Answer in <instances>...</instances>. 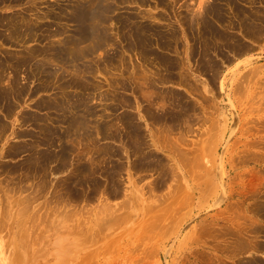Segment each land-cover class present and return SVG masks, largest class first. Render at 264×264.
I'll return each instance as SVG.
<instances>
[{"label": "rangeland", "instance_id": "rangeland-1", "mask_svg": "<svg viewBox=\"0 0 264 264\" xmlns=\"http://www.w3.org/2000/svg\"><path fill=\"white\" fill-rule=\"evenodd\" d=\"M217 1L224 7L226 19H231L233 10L221 0H0V16H23L25 26H32L11 43L0 37V95L11 91L8 101L0 100V264L264 262V37L253 43L254 51L222 63L220 75L211 79L214 73L204 70L201 57L197 58L199 51L192 58L187 49L201 46V33L197 36L202 32L200 15ZM81 2L87 9L103 5L111 11L103 15L99 30L97 25L87 24L95 32L78 45L85 53L79 59L75 53L80 49L76 52L60 42L65 37H80L79 24L72 17ZM239 4L244 11L251 10L250 0ZM217 28L229 29L219 24ZM131 30L136 31L135 38ZM51 46L75 61L58 67L51 55L41 54ZM43 59L50 61V70L59 69V78L43 74L46 71L39 69ZM168 61L179 68L172 71ZM65 81L74 85L65 86ZM76 100H84V105L74 109ZM57 102L63 106L55 108ZM40 103L44 107L39 108ZM150 104L160 109L158 113L148 114ZM160 113L181 120L168 117V125L162 121L157 125L155 114ZM79 114L83 124L72 126L70 119ZM130 118L137 123H129ZM135 124L146 143L154 142L150 150L143 151L145 156L135 150ZM102 155L109 157L102 162ZM140 158L146 159L143 164H155L142 167ZM79 167L86 168V174ZM187 170L197 171L199 176L194 178L195 173ZM84 176L87 178L78 182ZM139 188L145 193L142 202L134 196ZM122 212L131 216L123 219Z\"/></svg>", "mask_w": 264, "mask_h": 264}, {"label": "bare ground", "instance_id": "bare-ground-1", "mask_svg": "<svg viewBox=\"0 0 264 264\" xmlns=\"http://www.w3.org/2000/svg\"><path fill=\"white\" fill-rule=\"evenodd\" d=\"M103 1V0H102ZM114 1V3L115 2H117V0H113ZM161 1V0H160ZM203 1V0H202ZM205 1V0H204ZM221 1H223V2H225V4L226 5H228L229 7H230V9H232L233 10V15H232V17H231V19H226V15H225V11L223 12V9H224V7L222 8L221 6H220V4L218 3V1L216 2V3H210L209 5H207V7L205 8V10L202 12V14L200 15L201 16V21H202V32H199L198 34H197V36L200 34V36H199V38L201 37V41H202V43H200L201 44V46L199 47V49L198 50H196V49H194V48H192V50L190 49V48H188L187 50H188V55H190L192 58L194 57L195 58V56L197 55L196 54V52L197 51H199L198 52V55H197V58L198 57H201V60H200V58H199V60H200V62L203 64V66H204V70L207 72L208 70H210V72L212 71L214 74H212V77H211V79H216L215 78V76H217L218 74H219V72L220 71H222L221 70V64L222 63H224V62H227V61H229L231 58L233 59V58H235V56L237 55V56H240V55H244V54H246V53H250V52H252V51H254V48H255V46H254V44L253 43H257V40H261L260 38H262V37H264V16H263V5H264V0H250V9L251 10H246V11H244V9H242L241 7H240V0H221ZM98 2H99V0H98ZM82 3V7H80V8H78L73 14V17H72V21L74 22V23H77V24H79V26L77 25V31L80 33V37L76 40L75 38L74 39H72L73 37H70L69 36V38L68 37H65V39H61V42H60V44H62L63 45V47H65V46H67V48H70L71 50H75L76 52L78 51V49H80L79 51H80V53L78 54V53H75L76 55H77V57H79V59H81L82 57H84V55H85V53L83 52L84 50L82 49V47H78V45L80 46V44H82V43H84L85 41H87V39H89L90 37H92V36H94L93 34H94V32H95V30L93 29V28H89L88 27V23L90 22V25L92 26V23L93 24H95V25H97L98 27V30H99V26H101V23H103L102 21H104L103 19H104V17H103V15L104 14H106L105 12H110L111 11V8L110 7H107V6H105V7H103V5L101 6H97V7H95V8H93L92 10L91 9H87L86 8V6H85V4H84V2H81ZM96 3V2H95ZM104 4V3H103ZM96 5V4H95ZM261 5V6H260ZM126 7V6H125ZM113 8H115V7H113ZM263 10H262V9ZM229 12V11H228ZM63 13V12H62ZM208 14L210 15V16H212V18L214 19L213 21H212V19H211V17L210 16H208ZM227 14V13H226ZM18 15H20V14H18ZM17 15V16H18ZM24 15V14H23ZM237 15H239V17H240V20H237ZM21 16V15H20ZM110 16H111V14H110ZM23 16H21V19H17V17L16 16H14V15H11V16H0V31H2V35L0 36L1 37V39H2V41L3 42H12L13 41V38H18V37H20L21 36V34L23 33V32H30L31 31V28H32V26H25V22H24V20H23V18H22ZM71 17H70V19H71ZM161 17V16H160ZM25 18V17H24ZM126 18V17H125ZM233 18V19H232ZM187 19V18H186ZM191 19H192V17H191ZM186 21V20H185ZM189 21V20H188ZM27 22V21H26ZM225 22H227V24H225ZM191 23H192V21H191ZM194 23V22H193ZM185 24H186V22H185ZM189 24V23H188ZM217 24H219V26L220 25H225V26H228V28L231 30V31H229V29H226V30H221V29H218L217 28ZM27 25H29V24H27ZM190 25V24H189ZM105 26V25H104ZM35 27V26H34ZM189 26H187V28H188ZM192 27V26H191ZM38 28V27H37ZM200 28V27H199ZM4 30H8L7 31V33H6V35L3 33V31ZM97 30V29H96ZM235 30H238V32H235V33H233ZM35 31V30H34ZM54 31H56V30H54ZM58 31V30H57ZM132 31V30H131ZM199 31H201L200 29H199ZM33 32V31H32ZM152 32V31H151ZM53 33V32H52ZM132 33H133V35H134V37L133 38H135V33H136V31L134 30V31H132ZM154 33V32H153ZM194 33V32H193ZM53 34H56V32L55 33H53ZM59 33L57 32V35H58ZM61 35H62V33H60ZM59 34V35H60ZM106 34V33H105ZM195 34V33H194ZM193 34V35H194ZM51 35V34H50ZM49 35V36H50ZM56 35V36H57ZM68 35V34H67ZM99 35V34H98ZM132 35V36H133ZM138 35H139V32H138ZM137 35V37H139ZM3 36V37H2ZM30 36V35H29ZM52 36V35H51ZM54 37H55V35H53ZM101 36V35H100ZM163 36V35H162ZM197 36H194V38L196 37L197 38ZM105 37V36H104ZM193 38V39H194ZM195 38V39H196ZM100 39H101V37H100ZM136 39H138V38H136ZM194 39V40H195ZM101 42L103 41V40H100ZM108 41V40H107ZM136 41V40H135ZM196 41H197V39H196ZM199 41V40H198ZM128 42H129V40H128ZM151 42V41H150ZM115 43V42H114ZM194 43H196L195 41H194ZM59 44V43H58ZM137 44H138V42H137ZM197 45V44H196ZM213 46V47H212ZM192 47H194V46H192ZM196 47V46H195ZM198 47V46H197ZM46 50V49H45ZM174 51V50H173ZM176 51V50H175ZM41 54H44V56H45V54L47 55V54H49V56H50V58H51V62H56L57 63V65H58V67H60L59 65L60 64H64V65H67V66H71V64L73 63V61H75V59H73V57H70L68 54L66 55V53H64V51L63 50H59L56 46H51L50 47V49L49 50H47V51H44L43 52V50H42V53ZM163 54V53H162ZM145 55V54H144ZM48 55H47V58L49 57ZM161 56V55H160ZM241 57V56H240ZM163 58V62H165V57H162ZM173 58V57H172ZM85 59V58H84ZM191 60V59H190ZM16 61H25V60H16ZM167 61V60H166ZM176 61H178V60H176ZM15 62V61H14ZM41 62V61H40ZM39 62V63H40ZM50 63V61L49 60H46V59H43L42 60V62L39 64L40 65V67H39V69H42V71H46L45 73H43V74H46L47 75V77H53V78H55V79H57V78H59L58 77V72H59V69H55V71H52V70H50V66H48V64ZM196 62H198V59H196ZM17 63V62H16ZM20 64V63H19ZM25 64H26V62H25ZM51 64V63H50ZM198 64H200V63H198ZM202 64H200V65H202ZM2 65H3V61L2 60H0V66L2 67ZM36 65V64H35ZM34 65V66H35ZM178 64H175V63H173V62H170V61H168V64H167V66H168V68H170L172 71H175L176 70V66H177ZM264 65V64H263ZM202 66V67H203ZM257 66V65H256ZM255 66V67H256ZM19 67V66H18ZM36 67V66H35ZM37 67H38V64H37ZM75 67H76V65H75ZM166 67V66H165ZM201 67V68H202ZM223 67V66H222ZM51 68H52V66H51ZM167 68V67H166ZM166 68H164L165 69V71H167L166 70ZM167 68V69H168ZM177 68H179L178 66H177ZM259 68V67H258ZM53 69V68H52ZM61 69V68H60ZM78 69L79 68H76V72L78 71ZM182 69V68H181ZM184 69V68H183ZM223 69V68H222ZM255 69H257V68H255ZM254 69V70H255ZM202 70V69H201ZM250 70H252V69H250ZM254 70H252V72H253V74H255L256 72H257V70L254 72ZM2 71V70H1ZM41 71V70H40ZM170 71V70H169ZM171 71V72H172ZM249 71V70H248ZM247 71V72H248ZM264 71V70H263ZM62 72V71H61ZM68 72V71H67ZM246 72V73H247ZM250 72V71H249ZM3 73V72H2ZM41 74H42V72H40ZM170 73V72H169ZM207 73H209V72H207ZM245 73V74H246ZM77 74V73H76ZM163 74V73H162ZM177 74V73H176ZM182 74V73H181ZM2 74H0V79L2 78V76H1ZM45 75V76H46ZM78 75V74H77ZM85 75V74H84ZM83 75V76H84ZM220 75V74H219ZM218 75V76H219ZM161 76V75H160ZM170 76V75H169ZM209 76H211V75H209ZM255 75H253L252 77H254ZM80 77V76H79ZM164 77V76H163ZM185 77V76H184ZM187 77V76H186ZM44 78V77H43ZM46 78V77H45ZM63 78V77H62ZM62 78H60V80L62 79ZM146 78V77H145ZM157 78H160V77H157ZM166 78V77H165ZM170 78V77H169ZM183 78V77H182ZM47 79V78H46ZM45 79V80H46ZM49 79V78H48ZM47 79V80H48ZM70 79V78H69ZM162 79V78H161ZM243 79V78H242ZM246 79V78H245ZM75 80V79H74ZM144 80V79H143ZM54 81V80H53ZM149 81V80H148ZM158 81V80H157ZM252 81V80H251ZM52 82V81H51ZM71 81H65V83H64V85L65 86H71L72 84L70 83ZM73 82V81H72ZM150 82H151V80H150ZM159 82V81H158ZM186 82V81H185ZM47 83V82H46ZM53 83V82H52ZM56 83H58V81H56ZM165 83V82H164ZM76 84V83H75ZM150 85H152L151 83H149ZM183 84V83H182ZM60 85V84H59ZM58 85V86H59ZM74 85V84H73ZM72 85V86H73ZM150 85H148V86H150ZM154 85V84H153ZM191 85V84H190ZM237 85V84H236ZM242 84H240V86H241ZM186 86V85H185ZM75 87H76V85H75ZM79 87V86H78ZM151 87V86H150ZM153 87V86H152ZM156 87V86H155ZM237 87V86H236ZM63 88V87H62ZM77 88V87H76ZM82 88V87H81ZM239 88V87H238ZM85 89V88H84ZM155 89H157V88H155ZM154 89V90H155ZM57 90H59V89H57ZM63 90V89H62ZM239 90V89H238ZM237 90V91H238ZM4 91V90H3ZM6 91V90H5ZM4 91V93H5V96H1L0 97V100H7L8 98H10L11 96H9V94H11L10 92L11 91H8V92H5ZM63 91H65V89L63 90ZM158 91V90H157ZM236 91V92H237ZM239 91H241V90H239ZM201 92V91H200ZM199 92V93H200ZM243 92V91H242ZM3 93V92H2ZM4 93L2 94V95H4ZM59 93V92H58ZM80 93V92H79ZM202 93V92H201ZM260 93V92H259ZM159 94H161V93H159ZM264 94V93H263ZM13 95H15L14 94V92H13ZM24 95V94H23ZM59 95H60V93H59ZM62 95V94H61ZM158 95V94H157ZM164 95V94H163ZM162 95V96H163ZM73 96H75V95H73ZM150 96H152V94H150ZM149 96V97H150ZM252 96H254V95H252ZM263 96V95H262ZM62 97V96H61ZM153 97V96H152ZM241 97H242V94H241ZM80 98H82V97H80ZM181 98V97H180ZM69 99V98H68ZM73 98H72V96H71V100H72ZM77 99V98H76ZM160 99V98H159ZM163 99V98H162ZM208 99V98H207ZM55 100V99H54ZM62 100V99H61ZM164 100V99H163ZM162 100V101H163ZM260 100V99H259ZM264 100V99H263ZM8 101V100H7ZM11 101V100H10ZM84 101V100H83ZM83 101H81V100H76L75 101V104L72 106L74 109H78V108H80L81 106H83L84 104V102ZM156 101H157V99H156ZM160 101V100H159ZM67 102V101H66ZM150 102V101H149ZM9 103V102H8ZM58 103V102H57ZM56 103V105H55V108H57V107H59V105H61V106H63L61 103H58L57 104ZM155 103V102H154ZM209 103V102H208ZM208 103H206L207 105H208ZM66 104V103H65ZM69 103H67L66 105H68ZM157 104V103H156ZM160 104V103H159ZM169 104V103H168ZM178 104H179V100H178ZM181 104V103H180ZM12 105V104H11ZM70 105V104H69ZM72 105V104H71ZM70 105V106H71ZM152 105H154V104H150V105H148V106H146V107H150V108H147L148 109V114H149V112H150V114L151 115H153V112L154 111H156L157 113H158V110H160V109H158V110H155V109H157V108H155V109H153L154 108V106H152ZM158 105V104H157ZM162 105V104H161ZM160 105V106H161ZM171 105H172V103H171ZM214 105V104H213ZM13 106V105H12ZM60 106V107H61ZM69 106V107H70ZM174 106V105H173ZM38 107L39 108H42V107H44V105L43 104H41L40 103V105L38 104ZM45 107H47V103L45 104ZM67 107V106H66ZM68 107V108H69ZM85 107V106H84ZM153 107V108H152ZM162 108H163V106H161ZM178 107V106H177ZM181 107V106H180ZM251 108V107H250ZM255 108V107H254ZM67 109V108H66ZM70 109V108H69ZM72 109V108H71ZM84 109V108H83ZM173 109V108H172ZM61 110V109H60ZM80 110V109H79ZM154 110V111H153ZM174 110V109H173ZM177 110V109H176ZM183 110L185 111V112H187V108L185 107V108H183ZM253 110V109H252ZM257 110V109H256ZM68 111V110H67ZM81 111H83V110H81ZM163 111V110H162ZM168 111V110H167ZM170 111V110H169ZM168 111V112H169ZM247 111V110H246ZM145 112V111H144ZM147 112V111H146ZM164 112V111H163ZM165 112H166V110H165ZM164 112V113H165ZM172 112V111H171ZM175 112V111H174ZM178 112H179V110H178ZM177 112V113H178ZM184 112V113H185ZM188 112H189V110H188ZM253 112V111H252ZM69 113V112H68ZM79 113V112H78ZM155 113V112H154ZM162 114V113H160V114H155V116H157V117H155V119H156V121H157V125H158V122L159 121H162L161 123L163 124V123H165V125H168L166 122H165V120L166 119H168V117H167V115H165V114ZM170 113V112H169ZM182 113V112H181ZM81 114V113H80ZM80 114L78 115V117H76L75 119H74V116H73V118L72 119H70V121H71V125L73 126H75V124H80V125H82L83 123H82V120H81V116H80ZM86 114V113H85ZM89 114V113H88ZM125 114V113H124ZM147 114V113H146ZM172 114V113H171ZM174 114H176V113H174ZM179 114H180V112H179ZM185 114H187V113H185ZM59 115V114H58ZM77 114H75V116H76ZM87 115V114H86ZM85 115V116H86ZM181 115H184V114H181ZM188 115H190V114H188ZM199 115V114H198ZM148 116H150V115H148ZM186 116V115H185ZM172 117H174L175 118V120H177L178 118L181 120V118L180 117H178V116H173V114H172ZM172 117H169V118H172ZM198 117V116H197ZM264 117V116H263ZM36 118V117H35ZM125 118H127V117H125ZM153 118H154V116H153ZM201 118V117H200ZM41 119V118H40ZM131 120H130V122L129 121H127V122H129V123H137V122H135L132 118H130ZM149 119V118H148ZM151 119H152V117H151ZM190 119V118H189ZM197 119V118H196ZM210 119V118H209ZM37 120H39V119H37ZM68 120V118L67 119H65V121H67ZM76 120V121H75ZM84 120V119H83ZM87 120V119H86ZM119 120H121V119H119ZM123 120H125L124 118H123ZM174 120V121H175ZM186 120V119H185ZM188 120V119H187ZM195 120V119H194ZM199 120V119H198ZM201 120V119H200ZM47 121V120H46ZM51 121V120H50ZM60 121V120H59ZM118 121V120H117ZM155 121V120H154ZM156 121L154 122V123H156ZM168 121V120H167ZM174 121H172V122H174ZM183 121V120H182ZM38 122V121H37ZM61 122H62V120H61ZM84 122H85V120H84ZM120 122V121H119ZM171 122V121H170ZM180 122V121H179ZM214 122V121H213ZM66 123V122H65ZM121 123V122H120ZM123 123V122H122ZM121 123V124H122ZM125 123L126 122H124V124H123V126L125 125ZM153 123V122H152ZM175 123V122H174ZM181 123V122H180ZM194 123V122H193ZM130 124V125H131ZM160 124V123H159ZM161 124V125H162ZM172 124V123H171ZM182 124V123H181ZM187 124V123H186ZM189 124V123H188ZM187 124V125H188ZM192 124V123H191ZM190 124V125H191ZM116 125H118V124H116ZM120 125V124H119ZM139 125V124H138ZM176 125V123L174 124V125H172V126H175ZM179 125V124H178ZM200 125V124H199ZM204 125V124H203ZM52 126V125H51ZM70 126V125H69ZM114 126V125H113ZM113 126H111V127H113ZM129 126V125H128ZM132 126V125H131ZM135 128H136V130H137V133H138V135H137V138H138V142H136L137 143V149H135V150H137V152H140V154L141 155H143L142 153H143V151H145L146 149H149L150 150V148H152V146H154V142H152V144L150 143L149 144V142L148 143H146V140L145 139H142V136H143V134L141 133V129L135 124V125H133ZM141 126V125H140ZM155 126H156V124H155ZM181 126V125H180ZM77 127V126H76ZM81 127V126H80ZM117 127V126H116ZM115 127V128H116ZM122 127V126H121ZM168 127H170V124H169V126ZM252 127V126H251ZM69 129H70V127H68ZM72 128V127H71ZM78 128V127H77ZM83 128H84V126H83ZM129 129H130V131H133V130H131V128L130 127H128ZM127 128V129H128ZM135 128H133V129H135ZM139 128V129H138ZM162 128H167L166 126H162ZM171 128V127H170ZM173 129H174V127H172ZM216 128V127H215ZM45 128H43V130H44ZM74 129V128H73ZM72 129V130H73ZM113 129V128H112ZM117 129H118V127H117ZM125 129V128H124ZM157 129V128H156ZM177 129V128H176ZM233 129V128H232ZM237 129V128H236ZM262 129V128H261ZM78 130V129H77ZM80 130V129H79ZM103 130V129H102ZM111 130V129H110ZM115 130V129H114ZM163 130V129H162ZM165 130H168V129H165ZM183 130V129H182ZM216 130H217V128H216ZM215 130V131H216ZM231 130V129H230ZM46 131V130H45ZM54 131V130H53ZM51 129L49 130L48 129V131L47 132H49L50 134H54V132H53ZM81 131H82V129H81ZM112 131V130H111ZM129 131V130H128ZM127 131V133H129ZM157 131V130H156ZM156 131H154V132H156ZM181 131V130H180ZM67 132H68V130H67ZM84 132V131H83ZM86 132V131H85ZM100 132V131H99ZM98 132V133H99ZM103 132V131H102ZM112 132H114V131H112ZM119 132V131H118ZM135 132V131H134ZM154 132H152V133H154ZM167 132V131H166ZM175 132V131H174ZM192 132V131H191ZM197 132V131H196ZM79 133H81L80 131H79ZM79 133H77V134H79ZM115 133H117V131L115 132ZM120 133V132H119ZM136 133V132H135ZM150 133V132H149ZM163 133V131L161 132V134ZM182 133V132H181ZM188 133H189V130H188ZM230 133V132H229ZM232 133V132H231ZM43 134H44V132H43ZM52 134V135H53ZM59 134V133H58ZM87 134V133H86ZM85 134V135H86ZM103 134V133H102ZM109 134V133H108ZM112 134V133H111ZM110 134V135H111ZM126 134V133H125ZM142 134V135H141ZM151 134V133H150ZM160 134V135H161ZM167 134V133H166ZM179 134H180V132H179ZM67 135V134H66ZM69 135V134H68ZM80 135V134H79ZM83 135H84V133H83ZM133 135V134H132ZM153 135H155V134H153ZM213 135V134H212ZM64 136V135H63ZM87 136V135H86ZM115 136V135H114ZM60 137V136H59ZM69 137V136H68ZM91 137V136H90ZM110 137H112V139H113V136H110ZM109 137V138H110ZM116 137H117V135L115 136V138L114 139H116ZM119 137V136H118ZM131 137H133V136H131ZM161 137V136H160ZM166 137H168V136H166ZM55 138V137H54ZM53 138V139H54ZM61 138H63V137H61ZM104 138V137H103ZM102 138V139H103ZM106 138H108V136L106 135ZM124 138V137H123ZM181 138V137H180ZM51 139V138H50ZM159 139V138H158ZM162 139H163V137H162ZM166 139V138H165ZM179 139V138H178ZM213 139V138H212ZM36 140V139H35ZM55 140V139H54ZM57 140H59V139H57ZM62 140V142H63V139H61ZM82 140V139H81ZM94 140V139H93ZM127 140H128V138H127ZM149 140H150V138H149ZM167 140H169V139H167ZM31 141V140H30ZM45 141V140H44ZM50 141V140H49ZM53 140L51 139V142H52ZM85 141V140H84ZM129 141V140H128ZM134 141H135V139H134ZM180 141V140H179ZM187 141V140H186ZM48 142V141H47ZM131 142H132V139H131ZM163 142V141H162ZM167 142V141H166ZM228 142V141H227ZM45 143V142H44ZM67 143V142H66ZM82 143V142H81ZM110 144V143H109ZM133 144H134V142H133ZM146 144H148V145H146ZM46 145V144H45ZM51 145V144H50ZM66 145V144H65ZM64 145V146H65ZM32 146V145H31ZM39 146V145H38ZM48 146V145H47ZM59 146V145H58ZM63 146V145H62ZM106 146H108V145H106ZM135 146H136V144H135ZM34 147V146H33ZM66 147V146H65ZM112 147H113V145H112ZM166 147V146H165ZM176 147H178V146H176ZM206 147V146H205ZM208 147V146H207ZM22 148V147H21ZM49 148V147H48ZM52 148V147H51ZM59 149L61 148V147H58ZM64 148V147H63ZM88 148V147H87ZM86 148V149H87ZM91 148H92V146H91ZM97 148V147H96ZM101 148V147H100ZM105 148V147H104ZM111 148V147H110ZM109 148V149H110ZM116 148V147H115ZM114 148V149H115ZM174 148V147H173ZM24 149V148H23ZM29 149V148H28ZM46 149V148H45ZM62 149V148H61ZM69 149V148H68ZM113 149V148H112ZM111 149V150H112ZM180 149V148H179ZM206 149V148H205ZM22 150V149H21ZM63 150V149H62ZM62 150H61V152H62ZM89 150V149H88ZM97 150V149H96ZM102 150V149H101ZM105 150H106V148H105ZM116 150H117V148H116ZM175 150V149H174ZM31 151V150H30ZM44 151V150H43ZM47 151H51V150H47ZM46 151V152H47ZM64 151H66L65 149H64ZM63 151V152H64ZM72 151V150H71ZM98 151V150H97ZM107 151V150H106ZM118 151H119V149H118ZM117 151V152H118ZM179 151V150H178ZM206 151V150H205ZM56 152V151H55ZM58 152H60V151H58ZM104 152V151H103ZM54 153V152H53ZM88 153V152H87ZM102 153V152H101ZM106 153V152H105ZM105 153H104V155H105ZM113 153V152H112ZM41 154H42V152H41ZM48 154V153H47ZM46 154V155H47ZM66 154V153H65ZM71 154V153H70ZM69 154V155H70ZM79 154H80V152H79ZM91 154V153H90ZM107 154V153H106ZM110 154V153H109ZM117 154V153H116ZM119 154H120V151H119ZM139 154V155H140ZM148 154H150V153H148ZM188 154V153H187ZM43 155V154H42ZM45 155V156H46ZM63 155V154H62ZM67 155H68V153H67ZM101 155V154H100ZM197 155V154H196ZM199 155V154H198ZM222 155V154H221ZM44 156V155H43ZM42 156V157H43ZM48 156V155H47ZM78 156V155H77ZM80 156H84V154L83 155H80ZM85 156H86V154H85ZM92 156V155H91ZM90 156V157H91ZM97 156V155H96ZM112 156V155H111ZM117 156V155H116ZM143 156H145V155H143ZM151 156V155H150ZM187 156V155H186ZM200 156V155H199ZM198 156V157H199ZM258 156V155H257ZM260 156V155H259ZM39 157V156H38ZM50 157V156H49ZM62 157V156H61ZM69 157V156H68ZM93 157V156H92ZM98 157V156H97ZM102 157L103 158H101L102 159V162L104 161V160H106V159H108V157L107 156H103L102 155ZM141 157V156H140ZM34 158H36V157H34ZM54 158V157H53ZM77 158V157H76ZM79 158V157H78ZM84 158V157H83ZM83 158H81L80 160L82 161L83 160ZM89 158V157H88ZM139 158V157H138ZM142 158H144V157H142ZM146 158H150V157H147V154H146ZM188 158V157H187ZM256 158V157H255ZM40 159H41V157H40ZM49 159V158H48ZM56 159V158H55ZM66 159V158H65ZM92 159V158H91ZM155 159V158H154ZM157 159V158H156ZM155 159V160H156ZM196 159V158H195ZM200 159V158H199ZM37 160V159H36ZM51 160H53V159H51ZM60 160H62V159H60ZM87 160V159H86ZM93 160V159H92ZM144 160H146V159H141L140 158V164H138V165H140V166H147L148 164H150V165H153V163L155 162H148V164H143V162H144ZM148 160V159H147ZM187 160V159H186ZM192 160V159H191ZM85 161V160H84ZM88 161V160H87ZM90 161V160H89ZM94 161V160H93ZM109 161V160H108ZM153 161V160H152ZM196 161V160H195ZM201 161V160H200ZM257 161V160H256ZM34 162H36V161H34ZM34 162H32L33 164H34ZM53 162V161H52ZM83 162V161H82ZM123 162V161H122ZM146 162V161H145ZM158 162V161H157ZM163 162V161H162ZM197 162V161H196ZM31 163V162H30ZM37 163V162H36ZM46 163H48V161L46 162ZM61 163V162H60ZM91 163V162H90ZM107 163V162H106ZM139 163V162H138ZM38 164V163H37ZM85 164V163H84ZM87 164V163H86ZM94 164H95V162H94ZM93 163H92V165H94ZM143 164V165H142ZM155 164V163H154ZM159 164V163H158ZM158 164H156V165H158ZM161 165H162V163H160ZM159 164V165H160ZM200 164V163H199ZM203 164V163H202ZM44 165H45V163H44ZM83 165V164H82ZM103 165V164H102ZM149 165V166H150ZM160 165V166H161ZM188 165V164H187ZM193 165H195L194 163H193ZM198 165V164H197ZM32 166V165H31ZM38 166V165H37ZM41 166V165H40ZM85 166V165H84ZM86 166H88V165H86ZM85 166V167H86ZM110 166H112V165H110ZM34 167V166H33ZM43 167V166H42ZM60 167V166H59ZM59 167H57V168H59ZM78 167V166H77ZM90 167V166H89ZM88 167V168H89ZM106 167H108L107 166V164H106ZM119 167H121V165L119 166ZM134 167V166H133ZM185 167V166H184ZM220 167V166H219ZM62 168V167H61ZM93 168V167H92ZM110 168V167H109ZM114 168V167H113ZM138 168V167H137ZM147 168V167H146ZM150 168V167H149ZM159 168H161V167H159ZM192 168H193V166H192ZM221 168V167H220ZM44 169V168H43ZM104 169V168H103ZM102 169V170H103ZM115 169V168H114ZM139 169H140V167H139ZM163 169V168H162ZM183 169V168H182ZM190 169V168H189ZM195 170H196V168H194ZM79 170H80V167H79ZM85 170H87L86 168H82L81 170H80V172H84ZM89 170V169H88ZM94 170V169H93ZM150 170V169H149ZM156 170H157V168H156ZM165 170V169H164ZM164 170H163V172H164ZM38 171V170H37ZM56 171V170H55ZM110 171V170H109ZM114 171V170H113ZM147 171V170H146ZM220 171V170H219ZM30 172V171H29ZM45 172V171H44ZM43 172V173H44ZM48 172V171H47ZM89 172H91V171H89ZM93 172V171H92ZM96 172V171H95ZM108 172V171H107ZM111 172V171H110ZM165 172H166V170H165ZM187 172L188 173H190V174H194L195 173V175H194V178H196V176L198 175L199 176V174H197V171H190V170H187ZM260 172V171H259ZM85 173V172H84ZM161 173V172H160ZM184 173L186 174V172H185V170H184ZM49 174V173H48ZM78 174H79V172H78ZM86 174V173H85ZM89 174H91V173H89ZM93 174V173H92ZM111 174V173H110ZM164 174V173H163ZM166 174V173H165ZM189 174V175H190ZM248 174V173H247ZM43 175V174H42ZM75 175V174H74ZM82 175H84V174H82ZM88 175V174H87ZM86 175V176H87ZM103 175H105V174H103ZM145 175V174H144ZM180 175V174H179ZM187 175V174H186ZM220 175V174H219ZM45 176V175H44ZM71 176V175H70ZM77 176V175H76ZM75 176V177H76ZM90 176V179H91V176L92 175H89ZM89 176H88V179H89ZM248 176V175H247ZM46 177V176H45ZM107 177H109V174H108V176ZM72 178V177H71ZM78 178V177H77ZM85 178H87V177H85L84 176V178H78L79 180H78V182H80V181H84L85 180ZM93 178V177H92ZM87 179V180H88ZM221 179V178H220ZM72 180V179H71ZM77 180V179H76ZM92 180V179H91ZM138 180V179H137ZM69 181V180H68ZM93 181V180H92ZM164 181H166V180H164ZM63 182V181H62ZM65 182V181H64ZM82 182H80V183H82ZM89 182V181H88ZM113 182V181H112ZM139 182V181H138ZM137 182V183H138ZM72 183H73V181H72ZM75 183V182H74ZM86 183V182H85ZM57 184V183H56ZM67 184V183H66ZM207 184V183H206ZM37 185V184H36ZM36 185L34 186V187H36ZM75 185V184H74ZM83 185V184H82ZM180 185V184H179ZM208 185V184H207ZM39 186V185H38ZM47 186V185H46ZM69 186V185H68ZM77 186V185H76ZM116 186V185H115ZM149 186V185H148ZM164 186V185H163ZM55 187V186H54ZM71 187V186H70ZM109 187V186H108ZM120 187V186H119ZM65 188V187H64ZM116 188V187H115ZM180 188V187H179ZM105 189V188H104ZM102 190V191H105V190ZM118 189V188H117ZM117 189H116V192H117ZM120 189V188H119ZM149 189V188H148ZM155 189H156V187H155ZM71 190V189H70ZM70 190H68V191H70ZM112 190V189H111ZM115 190V189H114ZM151 190V189H150ZM39 191V190H38ZM56 191V190H55ZM66 191H67V189H66ZM134 191V190H133ZM149 191V190H148ZM182 191V190H181ZM43 192V191H42ZM105 192H107V191H105ZM254 192V191H253ZM71 193V192H70ZM112 193V192H111ZM115 193V192H114ZM158 193V192H157ZM178 193V192H177ZM35 194V193H34ZM117 194H119V193H117ZM144 192H143V190L142 189H137L136 190V192L134 193V196H135V198L139 201V202H142L143 201V196H144ZM149 194H150V192H149ZM187 194V193H186ZM192 194V193H191ZM70 195V194H69ZM109 195V194H108ZM111 195V194H110ZM114 195V194H113ZM183 195H185V192H184V194ZM158 196V195H157ZM180 196V195H179ZM178 196V197H179ZM189 196H190V194H189ZM264 196V195H263ZM52 197V196H51ZM51 197H49V198H51ZM145 197V196H144ZM181 197V196H180ZM184 197V196H183ZM188 197V196H187ZM186 197V198H187ZM132 198V197H131ZM25 199V198H24ZM71 199V198H70ZM166 199V198H165ZM177 199V198H176ZM182 199V198H181ZM191 199V198H190ZM218 199V198H217ZM220 199V198H219ZM30 200V199H29ZM49 200V199H48ZM67 200H68V198H67ZM63 201V200H62ZM70 201H72V200H70ZM190 201V200H189ZM55 203H57L56 201H54ZM127 202V201H126ZM67 203V202H66ZM173 203V202H172ZM220 203V202H219ZM69 204V203H68ZM141 204H143V203H141ZM177 204V203H176ZM264 204V203H263ZM125 205L127 206V205H129V204H127V203H125ZM139 205V204H138ZM180 205V204H179ZM182 205V204H181ZM67 206V205H66ZM140 206V205H139ZM152 206V205H151ZM166 206V205H165ZM262 206V205H261ZM75 207V206H74ZM102 207V206H101ZM54 208H55V206H54ZM83 208H84V206H83ZM142 208V207H141ZM140 208V209H141ZM164 208V207H163ZM166 208H167V206H166ZM182 208V207H181ZM154 209V208H153ZM170 209V208H169ZM175 209V208H174ZM7 210V209H6ZM55 210V209H54ZM92 210V209H91ZM166 210V209H165ZM183 210V209H182ZM259 210V209H258ZM72 211V210H71ZM130 211V210H129ZM78 212V211H77ZM128 212V211H127ZM176 212V211H175ZM178 212V211H177ZM124 215H121V216H123V217H125V218H123V219H126L127 217H128V215H130V212H129V214H127L126 213V215H127V217L125 216V212H122ZM121 213V214H122ZM75 214V213H74ZM88 214V213H87ZM90 214V213H89ZM141 214V213H140ZM162 214H163V212H162ZM177 214V213H176ZM6 215V214H5ZM119 215V214H118ZM118 215H117V218L115 217V219L114 220H117L118 219ZM179 215V214H178ZM263 215V214H262ZM106 216H107V214H106ZM120 216V217H121ZM131 216V215H130ZM129 216V217H130ZM162 216V217H161ZM161 216H159V217H161V218H163V215H161ZM165 216V215H164ZM119 217V218H120ZM171 217V216H170ZM122 218V217H121ZM150 218H152V217H150ZM158 218V217H157ZM69 219V218H68ZM171 219V218H170ZM113 220V221H114ZM121 220V219H120ZM157 220V219H156ZM264 220V219H263ZM111 221H112V219H111ZM161 221V220H160ZM160 221H159V223H160ZM173 221V220H172ZM82 222V221H81ZM115 222H117V221H115ZM114 222V223H115ZM121 222V221H120ZM152 222V221H151ZM113 223V222H112ZM112 223H111V225H112ZM117 223H119V222H117ZM122 223V222H121ZM121 223H120V225H121ZM169 223V222H168ZM105 224V223H104ZM104 224H102L103 226H104ZM150 224H152V223H150ZM110 225V226H111ZM164 226V225H163ZM257 226V225H256ZM165 227V226H164ZM261 227V226H260ZM22 228V227H21ZM147 228H149V227H147ZM262 228V227H261ZM154 229V228H153ZM103 231H104V229H102ZM107 230V229H106ZM259 230V229H258ZM151 231V230H150ZM156 231V230H155ZM159 231V230H158ZM260 231V230H259ZM263 231V230H262ZM261 231V232H262ZM23 237V236H22ZM82 237V236H81ZM86 237V236H85ZM263 237V236H262ZM61 238V237H60ZM66 238V237H65ZM80 238V237H79ZM89 238V237H88ZM24 239V238H23ZM56 239H58L57 237H56ZM62 239V238H61ZM64 239V238H63ZM86 239V238H85ZM84 239V240H85ZM76 240H77V238H76ZM237 240V239H236ZM240 241H241V239H240ZM244 241V240H243ZM239 242V241H238ZM57 244H56V246L58 245V242H56ZM61 243V242H60ZM82 242H80L79 243V245L81 244ZM253 243V242H252ZM240 244V243H239ZM245 244V243H244ZM259 244V243H258ZM263 244V243H262ZM54 245V244H53ZM251 245V244H250ZM68 246V245H67ZM247 246V245H246ZM257 246V245H256ZM263 246H264V244H263ZM54 247H55V245H54ZM58 247V246H57ZM60 247V246H59ZM242 247H244L245 248V245H243ZM76 248V247H75ZM83 248V247H82ZM247 248H249V249H251L250 247H247ZM257 248H260V247H257ZM66 249V248H65ZM77 249H78V247H77ZM261 249H262V246H261ZM260 250V249H259ZM264 250V249H263ZM74 251H76V250H74ZM66 252V251H65ZM58 253V252H57ZM72 253V252H71ZM70 254V253H69ZM66 255H68V254H66ZM90 255H88L87 256V258L89 257ZM76 258V257H75ZM86 258V259H87ZM72 260H75V259H72ZM255 260H257V259H255ZM66 262V261H65ZM253 262V263H252ZM252 262H250L249 263V261H248V263L247 264H264V262H256V261H253L252 260ZM61 263V262H60ZM241 264V263H240Z\"/></svg>", "mask_w": 264, "mask_h": 264}]
</instances>
